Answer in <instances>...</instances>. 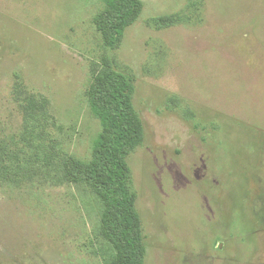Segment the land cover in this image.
I'll return each mask as SVG.
<instances>
[{
	"label": "rangeland",
	"instance_id": "rangeland-1",
	"mask_svg": "<svg viewBox=\"0 0 264 264\" xmlns=\"http://www.w3.org/2000/svg\"><path fill=\"white\" fill-rule=\"evenodd\" d=\"M119 76L143 263L264 264V0H0V264H121L91 107Z\"/></svg>",
	"mask_w": 264,
	"mask_h": 264
},
{
	"label": "trees",
	"instance_id": "trees-1",
	"mask_svg": "<svg viewBox=\"0 0 264 264\" xmlns=\"http://www.w3.org/2000/svg\"><path fill=\"white\" fill-rule=\"evenodd\" d=\"M103 2L115 9L119 0H103ZM123 18L120 17V20ZM124 28V22L115 24L113 41L123 35ZM131 86V81L119 76L110 91L109 102L94 101L91 107L106 132V135L97 138L94 147L108 169L105 187L112 196L110 204L115 212L112 236L117 242L119 259L121 264H144L137 255L139 244L135 234L137 216L125 185L128 149H134L141 143L140 127L130 115Z\"/></svg>",
	"mask_w": 264,
	"mask_h": 264
}]
</instances>
